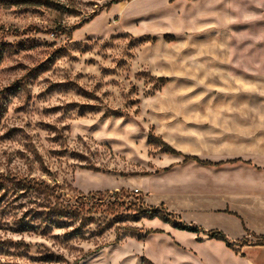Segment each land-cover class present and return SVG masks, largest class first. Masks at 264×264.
I'll return each mask as SVG.
<instances>
[{"label": "rangeland", "instance_id": "1", "mask_svg": "<svg viewBox=\"0 0 264 264\" xmlns=\"http://www.w3.org/2000/svg\"><path fill=\"white\" fill-rule=\"evenodd\" d=\"M223 134L264 145V0H0V264H219Z\"/></svg>", "mask_w": 264, "mask_h": 264}, {"label": "crops", "instance_id": "2", "mask_svg": "<svg viewBox=\"0 0 264 264\" xmlns=\"http://www.w3.org/2000/svg\"><path fill=\"white\" fill-rule=\"evenodd\" d=\"M224 118L227 119L228 115ZM251 141L254 138L248 135H239L238 139L223 134L220 141L223 150L213 161H206L211 164L204 163L200 169L201 212L239 220L244 230L241 236L229 238L238 245L237 250L221 240L207 237L202 245L207 262L264 264V223L263 230H255L247 220L253 216L264 221V145L256 148ZM211 230L227 236L223 229H209L207 232ZM175 232L182 231L177 229ZM250 235L257 237L258 241H247Z\"/></svg>", "mask_w": 264, "mask_h": 264}, {"label": "trees", "instance_id": "3", "mask_svg": "<svg viewBox=\"0 0 264 264\" xmlns=\"http://www.w3.org/2000/svg\"><path fill=\"white\" fill-rule=\"evenodd\" d=\"M118 2L119 1H122V0H117ZM165 152L167 153H173V154H176L177 151L175 149H173L172 147L168 146L165 144ZM190 159H193V160H196L198 162H202V163H205V164H211L210 162H205V161H200L197 157H191V156H187L185 158V161H188ZM63 210L61 209H53L51 212H55L57 214V216H61L62 215V212ZM59 212V213H58ZM139 217H144V218H160L168 223H170L173 227H175L176 229H179V230H185V231H189V232H192V233H195V234H199L201 233V229L199 227H196V226H190L188 224H185L184 222H179V221H172L171 220V214L170 213H163L162 215H158V209H143L141 210L140 214H139ZM205 234L208 235L209 238H213V239H217V240H221L223 242L226 243V245L230 248H233L237 245L236 243L232 242L225 234H223L222 232L220 231H214V230H211L209 232H206Z\"/></svg>", "mask_w": 264, "mask_h": 264}]
</instances>
